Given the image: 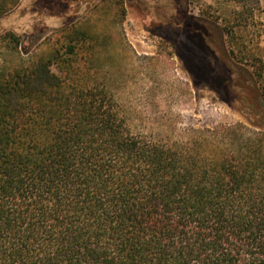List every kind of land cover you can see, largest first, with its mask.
I'll list each match as a JSON object with an SVG mask.
<instances>
[{
	"label": "trees",
	"instance_id": "1",
	"mask_svg": "<svg viewBox=\"0 0 264 264\" xmlns=\"http://www.w3.org/2000/svg\"><path fill=\"white\" fill-rule=\"evenodd\" d=\"M19 1L0 0V18ZM229 1L233 26L197 19L194 37L201 82L231 94L246 125L134 133L106 74L85 66L94 44L80 28H61L64 45L48 57L0 73V264H264L261 73L233 62L224 39L260 6Z\"/></svg>",
	"mask_w": 264,
	"mask_h": 264
},
{
	"label": "rangeland",
	"instance_id": "2",
	"mask_svg": "<svg viewBox=\"0 0 264 264\" xmlns=\"http://www.w3.org/2000/svg\"><path fill=\"white\" fill-rule=\"evenodd\" d=\"M20 0L0 18V73L10 74L64 45L61 28L87 30L94 48L85 66L106 74L134 133L159 138L191 128L247 124L231 94L205 79V52L193 21L224 29L239 7L229 0ZM235 38L224 35L233 62L258 80L264 98V0ZM178 8V13L171 12ZM172 13V14H171ZM172 18V19H171ZM15 33L19 46L3 36ZM216 34V33H215ZM88 51L83 55H87ZM243 60V61H242ZM200 65V66H199ZM202 66V67H201ZM56 70V67H53ZM264 132V127L260 128Z\"/></svg>",
	"mask_w": 264,
	"mask_h": 264
}]
</instances>
